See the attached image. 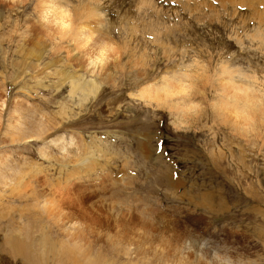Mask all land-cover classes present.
Here are the masks:
<instances>
[{
	"label": "rangeland",
	"instance_id": "rangeland-1",
	"mask_svg": "<svg viewBox=\"0 0 264 264\" xmlns=\"http://www.w3.org/2000/svg\"><path fill=\"white\" fill-rule=\"evenodd\" d=\"M135 3L105 0L115 38H127ZM154 9V26L138 23L130 37L125 59L135 52L138 70L123 74L73 43L54 50L27 19L31 4L0 0V37L32 25L23 45H0V200L21 218L47 216L70 239L87 228L114 264H264V142L244 143L216 120L178 135L133 89L167 69L165 47L264 65L247 40L264 25V0H156ZM0 264H31L6 228Z\"/></svg>",
	"mask_w": 264,
	"mask_h": 264
},
{
	"label": "clouds",
	"instance_id": "clouds-1",
	"mask_svg": "<svg viewBox=\"0 0 264 264\" xmlns=\"http://www.w3.org/2000/svg\"><path fill=\"white\" fill-rule=\"evenodd\" d=\"M32 5L27 19L35 17L46 41L56 47L75 44L87 61L105 71L138 70L133 63L136 53L129 57V42L135 34L138 23L146 28L154 26L150 14L155 10L156 0H136L135 23L122 26L127 38L117 39L110 30V18L105 11V0H21ZM16 4L17 0H11ZM32 25L25 24L22 31L0 37L4 41L23 45L32 36ZM188 29V26H186ZM86 33V35H84ZM80 34V35H78ZM13 37L19 39L13 40ZM249 45L264 56V25L247 34ZM235 42V40H233ZM231 55V53H228ZM164 56L168 67L158 75L139 77L135 82L136 91H142L150 100L149 110L155 109L157 116L167 118L174 133L186 134L205 120H216L225 124V130L242 142L253 144L264 142V65L232 60L226 55L208 61L191 50L177 49L173 53L165 47ZM131 65V69H129ZM143 104V101H141ZM50 195L38 193V198ZM36 198L24 203L31 205ZM16 203L18 201H15ZM58 207H68V202L59 201ZM35 211L33 217L39 216ZM81 223H85L81 220ZM10 233L13 243L29 256L31 264H114L99 249L92 247L84 233L71 239L61 228L49 226L47 216L37 221L18 211L9 212L7 200H0V230ZM79 241V243H77Z\"/></svg>",
	"mask_w": 264,
	"mask_h": 264
},
{
	"label": "bare ground",
	"instance_id": "bare-ground-1",
	"mask_svg": "<svg viewBox=\"0 0 264 264\" xmlns=\"http://www.w3.org/2000/svg\"><path fill=\"white\" fill-rule=\"evenodd\" d=\"M78 35H80V34H78ZM85 35V34H84ZM82 224V223H81ZM135 224V223H134ZM123 227V226H122ZM128 233V232H127Z\"/></svg>",
	"mask_w": 264,
	"mask_h": 264
}]
</instances>
